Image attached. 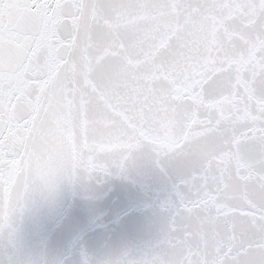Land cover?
I'll use <instances>...</instances> for the list:
<instances>
[{
  "label": "snow or ice",
  "instance_id": "6c2138e0",
  "mask_svg": "<svg viewBox=\"0 0 264 264\" xmlns=\"http://www.w3.org/2000/svg\"><path fill=\"white\" fill-rule=\"evenodd\" d=\"M150 166L157 237L83 264H264V0H0V264L62 186Z\"/></svg>",
  "mask_w": 264,
  "mask_h": 264
},
{
  "label": "water",
  "instance_id": "95a60500",
  "mask_svg": "<svg viewBox=\"0 0 264 264\" xmlns=\"http://www.w3.org/2000/svg\"><path fill=\"white\" fill-rule=\"evenodd\" d=\"M169 188L168 177L150 166L129 178H106L92 189L62 186L50 201L38 202L25 216L24 251H45L68 264H83L84 254L99 259L143 245L162 227L158 202ZM7 258L0 248V259Z\"/></svg>",
  "mask_w": 264,
  "mask_h": 264
}]
</instances>
